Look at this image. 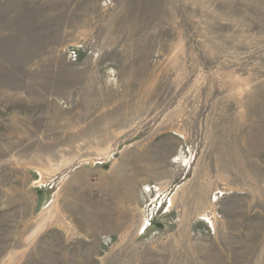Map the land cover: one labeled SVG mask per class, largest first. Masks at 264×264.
Segmentation results:
<instances>
[{"label":"rangeland","instance_id":"1","mask_svg":"<svg viewBox=\"0 0 264 264\" xmlns=\"http://www.w3.org/2000/svg\"><path fill=\"white\" fill-rule=\"evenodd\" d=\"M0 264H264V0H0Z\"/></svg>","mask_w":264,"mask_h":264},{"label":"built area","instance_id":"2","mask_svg":"<svg viewBox=\"0 0 264 264\" xmlns=\"http://www.w3.org/2000/svg\"><path fill=\"white\" fill-rule=\"evenodd\" d=\"M147 191L149 192V191H150V188H147ZM147 191H146V192H147Z\"/></svg>","mask_w":264,"mask_h":264},{"label":"bare ground","instance_id":"3","mask_svg":"<svg viewBox=\"0 0 264 264\" xmlns=\"http://www.w3.org/2000/svg\"><path fill=\"white\" fill-rule=\"evenodd\" d=\"M160 204H161V203H160ZM89 215H90V214H89ZM89 215H88V216H89ZM88 216H86V217H88Z\"/></svg>","mask_w":264,"mask_h":264}]
</instances>
